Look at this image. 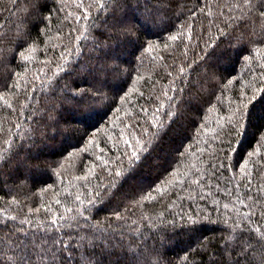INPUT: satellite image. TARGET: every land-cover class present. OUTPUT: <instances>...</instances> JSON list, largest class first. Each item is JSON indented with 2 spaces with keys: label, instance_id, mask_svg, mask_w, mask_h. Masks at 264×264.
I'll return each instance as SVG.
<instances>
[{
  "label": "trees",
  "instance_id": "1",
  "mask_svg": "<svg viewBox=\"0 0 264 264\" xmlns=\"http://www.w3.org/2000/svg\"><path fill=\"white\" fill-rule=\"evenodd\" d=\"M45 236L264 264V0H0V264Z\"/></svg>",
  "mask_w": 264,
  "mask_h": 264
},
{
  "label": "snow or ice",
  "instance_id": "2",
  "mask_svg": "<svg viewBox=\"0 0 264 264\" xmlns=\"http://www.w3.org/2000/svg\"><path fill=\"white\" fill-rule=\"evenodd\" d=\"M175 39V37H173ZM76 217L70 218L67 227H76L79 228L80 224L77 222L76 224L71 223V220H76ZM56 221H52V225L55 226ZM73 239V237L69 236V240ZM77 247L82 246V244L77 241ZM34 251L38 252L39 260L41 262L47 260L49 264H57L60 257L58 256V251H64L68 253L69 260L71 259V252L69 250L68 242L61 239H49L48 236H45L43 239L42 244L37 241L33 240L30 243L23 244V250L19 255L18 264H32ZM51 252V256L48 253Z\"/></svg>",
  "mask_w": 264,
  "mask_h": 264
},
{
  "label": "rangeland",
  "instance_id": "3",
  "mask_svg": "<svg viewBox=\"0 0 264 264\" xmlns=\"http://www.w3.org/2000/svg\"><path fill=\"white\" fill-rule=\"evenodd\" d=\"M50 114H51V115H54V114H56V111H55V110H52V111L50 112ZM39 146H41V144H40Z\"/></svg>",
  "mask_w": 264,
  "mask_h": 264
},
{
  "label": "bare ground",
  "instance_id": "4",
  "mask_svg": "<svg viewBox=\"0 0 264 264\" xmlns=\"http://www.w3.org/2000/svg\"><path fill=\"white\" fill-rule=\"evenodd\" d=\"M65 32V31H64ZM7 204V203H6Z\"/></svg>",
  "mask_w": 264,
  "mask_h": 264
}]
</instances>
